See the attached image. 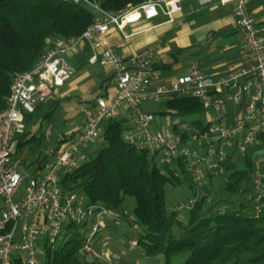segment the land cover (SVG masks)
<instances>
[{"label":"built area","instance_id":"2783aa9c","mask_svg":"<svg viewBox=\"0 0 264 264\" xmlns=\"http://www.w3.org/2000/svg\"><path fill=\"white\" fill-rule=\"evenodd\" d=\"M58 1L89 6L94 15L93 23L79 37L47 38L41 59L30 71L18 73L13 79L7 107L0 113V264H40L38 254L45 253L36 251L40 236L46 235L47 244L55 246L69 224H74L82 234L85 232L79 253L99 258L93 245L109 212L98 206H87L75 194H64L60 181L62 173H71L88 160L89 147L102 138L104 121L130 115L133 126L126 141L139 151L157 153L162 164L187 159L189 171L200 187L204 184L202 165L205 171L222 173L228 150L246 153L264 133V37L261 34L264 27L250 14V0H219L223 5L236 4L233 16L245 43L244 59L252 64L250 68L213 80L192 65L171 86H161L153 93L149 92L156 79L152 69L153 51L127 60L114 51L107 38L113 29L123 32L131 25L156 18L161 12L171 16L180 10L179 3L183 0H147L119 12L104 10L99 0ZM198 1L209 4L213 0ZM86 45L93 53L89 65L108 68L117 93L111 100L99 98L93 107L84 108L78 132L63 139L59 147L44 149L46 158L40 171L28 182L25 196L15 199L25 175L21 166L11 161L13 142L26 132V115L33 114L75 74L69 58ZM233 88H238L239 93L234 96L224 93ZM173 96L199 99L206 112L211 108L217 110L216 120H211L204 133L195 131L189 121L179 118L174 130L152 132L154 115L142 110L143 102L149 99L164 103ZM226 99L243 106L241 118L232 124L223 121ZM185 133L189 134L186 141L182 138ZM196 148H203L205 156L200 157ZM254 185L256 190L264 185L260 171L256 173ZM193 204L194 201L189 202L187 208Z\"/></svg>","mask_w":264,"mask_h":264},{"label":"trees","instance_id":"16d2710c","mask_svg":"<svg viewBox=\"0 0 264 264\" xmlns=\"http://www.w3.org/2000/svg\"><path fill=\"white\" fill-rule=\"evenodd\" d=\"M145 1L99 0L102 8L109 12H119L129 5L139 6ZM93 17L92 9L87 5L66 4L58 0H0V113L7 107L15 75L30 71L41 59L45 40L79 37L93 23ZM92 54L91 47L86 45L69 58V62L78 72L89 65ZM163 67L152 63L154 71ZM57 90L33 114L26 115V132L15 138L11 157L23 152L33 142H40V138L28 129L36 121L49 120L68 100L58 99ZM99 98L111 100L109 96L99 94L95 101ZM163 107L162 115L189 120L199 133L206 132L210 126V122L205 125L194 119L206 113L195 97L173 96L163 103ZM132 126V117L128 114L104 121L101 135L104 147L94 155L88 150V160L80 168L61 174L64 194L78 197L83 194L87 206L107 210L108 216L117 220L118 225L122 218L128 219L124 213L125 198H134L135 219L132 222L143 231L136 238V245L146 259L155 260L156 264H161L160 260L162 264H264V208L258 210L259 205H264L261 194L264 185L259 190L255 187L257 195L249 199H256L253 208L246 203L237 206L236 202L230 201L231 196L242 198L249 191L248 185L242 187L243 182L249 184L255 180L257 172L253 171L252 155L228 150L223 172L205 171L204 187H200L189 171L187 159L162 164L157 153L132 147L126 141ZM182 138L186 141L189 134H183ZM259 139L264 141V133L258 136ZM43 159L36 160L34 176L40 171ZM219 176L225 178L221 186L207 185ZM262 181L264 183L263 176ZM184 183H187L191 195L169 209L168 193ZM191 201H194L193 206L187 208ZM249 209L255 210V214H247ZM114 224L106 222L101 231L116 227ZM80 231L74 224H69L63 234L71 233V237L66 239L65 245L50 246L45 242L42 264H104L79 253L85 238V232Z\"/></svg>","mask_w":264,"mask_h":264},{"label":"crops","instance_id":"0c3cea01","mask_svg":"<svg viewBox=\"0 0 264 264\" xmlns=\"http://www.w3.org/2000/svg\"><path fill=\"white\" fill-rule=\"evenodd\" d=\"M235 5V2L223 5L219 0H213L209 4H201L198 0H183L179 3L180 10L173 12L171 16L161 12L156 18L131 25L123 32L113 31L107 39L114 51L127 60L148 50L153 51L152 63L156 64V67H164L155 71L156 79L150 86V93L161 86H171L176 79L185 75L192 65H196L206 77L218 80L231 72L248 69L252 65L244 59L246 48L233 16ZM248 9L258 25L264 27V0H250ZM261 34L264 37V32ZM173 55L178 58L175 59ZM72 67L75 69L73 65ZM88 67L95 68L96 73L90 75L86 72ZM111 76L108 68L99 64L88 65L78 72L75 70V74L58 88L57 98H68L58 108L62 110L66 130L51 149L59 147L63 139H68L78 132L83 120L82 110L93 107L99 94L109 98L116 95ZM224 93L234 96L239 93V89L233 88ZM149 102L155 103L149 99L144 101L142 110L152 113L155 120L157 113L153 112ZM225 110L223 121L232 124L241 118L243 106L226 99ZM160 116V126L166 130L175 129L177 121L172 122V118L170 122L162 114ZM202 116L194 119L202 121ZM44 122L36 121L35 125L28 129V132L40 138L39 144L44 141L48 143V136L39 135ZM170 123L173 125L168 129L166 126ZM45 156L39 155L36 160L40 157L45 159ZM47 160H50L49 156Z\"/></svg>","mask_w":264,"mask_h":264},{"label":"rangeland","instance_id":"374dc122","mask_svg":"<svg viewBox=\"0 0 264 264\" xmlns=\"http://www.w3.org/2000/svg\"><path fill=\"white\" fill-rule=\"evenodd\" d=\"M97 68V67H96ZM86 72H88L90 75L96 73L95 68L88 67L86 68ZM149 104L152 106L153 112L157 113L155 115V120L152 123L151 131L152 132H162L166 130L164 127L159 125L160 121V112L163 111V104H155L153 102H149ZM227 107V106H226ZM62 110L61 108L58 109L54 117L49 120L42 123V130L39 133V135L48 136L46 143L45 141L41 144L37 142H33L29 146H27V149H25L23 152L13 155L11 157V161L14 163H18L21 166V171L25 175V181L22 184L21 190H19L17 196L15 199H22L25 196L26 186L28 182L33 179L34 177V169L36 168V157L37 156H44L43 149H50L53 145H55L56 141H58V138H62L63 134L65 133L66 127L62 119ZM217 110L215 108H211L208 110L203 116L201 117V120L203 124L207 125L209 122H211V118L215 121L217 118ZM167 121L172 120L169 116L162 115ZM177 121L176 119H173L172 122ZM35 125L34 123L31 125ZM173 123H170L168 126H166L168 129L172 128L171 126ZM103 139L100 138L95 144L90 146L89 153L90 155H94L97 152H99L104 147ZM46 146H49L48 148ZM235 150V149H234ZM197 153L200 157L203 156L204 149H197ZM236 151V150H235ZM241 155H245V153H240ZM247 154H251L253 161H254V172H262L264 177V141L262 139H259L258 142L251 146L247 150ZM239 155V154H238ZM190 163V161H189ZM204 174L205 169L203 168V165L201 166ZM241 168V166H240ZM202 176V182L204 183L206 174ZM221 174V173H220ZM225 178L222 176L214 178V180L211 182H207V185L209 187L218 188L224 183ZM208 181V180H207ZM248 185L249 191L246 193L245 196L240 198L238 195L231 196L230 201L236 202L237 206L239 203H246L248 207L253 208L255 205V198L250 201L249 199L252 197H255L257 193L255 192V186L254 182L251 181L249 184L243 182L242 187L245 188V186ZM204 187V186H203ZM263 191H261L262 198L264 197V187L262 188ZM191 195V190L189 189L187 183H184L182 186H176V188H173L172 192L170 191L167 195V205L169 209H173L175 205L181 203L184 198ZM79 196L83 199L84 202H86V198L83 194H79ZM220 197V196H219ZM136 206L135 199L132 197H126L125 198V207H124V213L128 217V221L123 220L119 223L118 221L113 219L111 216H106L104 221L106 222H112L116 227L114 228H105L101 231L99 234L97 240L95 241L93 247L95 251L98 253L99 258H96L100 261H102L104 264H156L155 260L146 259L144 255L142 254V250L137 248L136 245V238L143 232L140 227L137 225H134L132 220L135 219L133 211ZM2 208V202L0 199V210ZM259 210H262L264 208V205H259ZM249 215L255 214V210H248L246 212ZM106 226V225H105ZM66 233V232H64ZM71 237L70 234H63V238H61L58 242V246L65 245L66 239ZM46 235L42 234L40 236L39 241L36 244V251H44L45 248V242H46ZM21 254V253H18ZM38 258L40 261V264L43 263L44 255L38 254ZM94 258V257H93ZM160 263L162 264L163 261L160 260Z\"/></svg>","mask_w":264,"mask_h":264}]
</instances>
